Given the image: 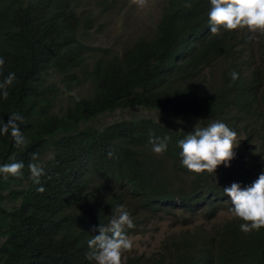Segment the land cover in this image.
<instances>
[{"label":"trees","instance_id":"trees-1","mask_svg":"<svg viewBox=\"0 0 264 264\" xmlns=\"http://www.w3.org/2000/svg\"><path fill=\"white\" fill-rule=\"evenodd\" d=\"M86 1L0 0V264H98L157 217L224 211L114 264H264V0H166L152 38L90 68ZM128 108L208 129L86 125Z\"/></svg>","mask_w":264,"mask_h":264},{"label":"rangeland","instance_id":"rangeland-1","mask_svg":"<svg viewBox=\"0 0 264 264\" xmlns=\"http://www.w3.org/2000/svg\"><path fill=\"white\" fill-rule=\"evenodd\" d=\"M166 0H88L80 5L79 14L89 15L93 21L91 38L88 39L89 45L95 49L87 58L86 66L91 67L95 58L100 55V49H111L123 52L131 48L135 42L141 39L152 38L161 19L162 7ZM110 6L107 7L106 4ZM263 21L261 17H254L252 21L251 35L260 31ZM252 59L256 60L261 53L259 43H253ZM260 61H256L259 65ZM220 64L217 65L215 78L218 77ZM209 71L204 72L207 74ZM73 94L84 96L88 94V87L76 89ZM140 118L154 119L172 130H181L185 126L207 130V124L195 120H185L175 117L173 114L162 111H151L144 108L118 109L108 112L96 120L87 123L91 127L102 129L118 121L132 120ZM84 125V127H86ZM241 141L237 147H241ZM264 198V192L261 193ZM232 214L221 212L213 221H206L202 216L192 220L189 224L183 225L181 214L176 216L157 217L150 221L149 230L145 233L131 236L123 243L104 250L98 260V264H114L119 259L125 260L130 256H144L152 258L160 252L165 251L163 242L172 235H177L183 231L196 229L198 226L205 227V230L212 233L215 225L222 224L223 221L230 219Z\"/></svg>","mask_w":264,"mask_h":264},{"label":"clouds","instance_id":"clouds-1","mask_svg":"<svg viewBox=\"0 0 264 264\" xmlns=\"http://www.w3.org/2000/svg\"><path fill=\"white\" fill-rule=\"evenodd\" d=\"M257 17H259V16H257ZM252 21H253V20H252ZM250 24H251V26H252V22H250ZM251 26H250V27H251ZM259 29H260V31H259L257 34H260V33L262 32V27H260ZM250 32H252L251 29H250ZM236 148H240V147H237V146H236ZM263 192H264V191H263ZM259 196H260V192L257 194V197H259ZM230 214H231V213H230Z\"/></svg>","mask_w":264,"mask_h":264}]
</instances>
